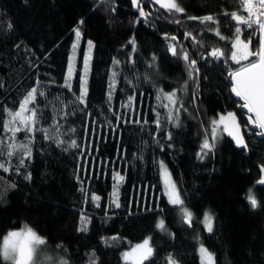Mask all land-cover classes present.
I'll list each match as a JSON object with an SVG mask.
<instances>
[{
  "label": "trees",
  "instance_id": "1",
  "mask_svg": "<svg viewBox=\"0 0 264 264\" xmlns=\"http://www.w3.org/2000/svg\"><path fill=\"white\" fill-rule=\"evenodd\" d=\"M179 3L184 13L175 17L158 4L144 3L145 11L152 13L145 23L130 0H0V136L4 135V108H15L37 79L44 83L49 97L73 98L62 85L74 28H80L85 42L91 40L95 45L87 108L79 106L82 111L75 110L74 115L60 120L61 131L68 130L62 137L64 145L57 147L37 133L26 168L19 175L15 170H0V238L29 226L46 241L38 250L37 263L66 260L67 264H89L95 253L96 264H123L122 254L150 237L153 254L143 264H166L169 256L178 264H201V244L214 254L215 264H264V189L257 186L258 166H264V139L245 131L248 147L244 149L225 133L213 152L203 160L197 158L206 135L211 142V119L235 112L243 131L247 116L230 93L223 63L201 59L213 46L226 50V42L199 21L187 18L213 15L219 20L221 34L231 37L234 22L223 13L240 10L234 0ZM174 18L182 23H173ZM185 32L202 43L185 40ZM243 35L247 37L249 32ZM171 36L197 60L198 89L188 79L183 61L171 55L168 45L177 43ZM133 38L135 52L129 43ZM114 59L121 63L109 107ZM185 84L187 91L178 95L187 111L181 110L180 126L175 127L164 119L167 113L158 106L157 90L169 92ZM78 90L77 81L73 92ZM129 95H135L134 112L122 107ZM38 104L43 111L41 126L48 127L51 110L44 109L43 98ZM74 109L77 106L65 110ZM116 115L121 116L119 124ZM129 116L141 123H124ZM17 139L23 140L24 133H18ZM72 139L80 147L69 148ZM160 161L167 165L185 206L194 214L190 226L164 195ZM12 163H17L15 157ZM25 172L31 173L30 181L23 178ZM114 172L125 176L119 208L110 199L117 182ZM82 186L87 190V202ZM249 189L259 203L255 209L246 199ZM92 195L101 197L100 207L95 206ZM206 211L214 217L211 233L203 223ZM81 213L90 219L83 232L78 230ZM160 219L165 221L166 232L156 227Z\"/></svg>",
  "mask_w": 264,
  "mask_h": 264
},
{
  "label": "snow or ice",
  "instance_id": "2",
  "mask_svg": "<svg viewBox=\"0 0 264 264\" xmlns=\"http://www.w3.org/2000/svg\"><path fill=\"white\" fill-rule=\"evenodd\" d=\"M104 2V0H101ZM147 3L152 5L158 4L160 8L165 9L167 13L175 17L177 14H183L184 9L179 3V0H131V4L138 11V16L143 18L145 23L150 21L152 15L151 12L145 11L143 4ZM234 3L238 6L240 12L232 11L225 12L223 15L229 17L230 22L233 24V34L231 37H225L219 31V20L213 15H206L203 17L189 16L188 20L199 21L206 26L208 31H211L221 41L226 42V50L218 46L211 47L207 55L201 54V59H211L216 63H223L226 67V79L228 80V86L230 93L234 94L238 100L240 109L246 110L245 115L247 119L243 121L242 131L241 121L238 119L235 112L228 111L226 115H218L217 118L210 120L211 125V142L207 135L205 136L201 144V152L197 158L203 160L208 153L213 152L216 146V142L223 138V134H227L228 137L235 142V145L240 148L247 149L248 145L245 141V131L249 134L256 135L261 139H264V0H234ZM114 11V9H113ZM246 13L247 15L240 14ZM167 18V17H165ZM140 20H136L135 23H139ZM81 25L83 21L79 22ZM173 23L181 24L180 19H173ZM11 25L8 28L11 29ZM249 32V35L245 37L243 33ZM76 42L72 44L73 53H75L78 43L82 38V33L79 27L73 29ZM189 38L196 44L202 42L197 40L196 36H193L191 32H185L184 39ZM165 39H169L165 36ZM172 41H177L176 36H171ZM253 40H256V44L253 45ZM132 45V51H136V44L134 38L129 41ZM179 42L171 43L168 45V49L173 57H178L183 61L185 70L189 80H193L195 87L199 88L198 74L199 69L196 67L197 60L191 58L188 51L184 49L182 44H179V54L177 51ZM94 43L87 41V47L89 55H86L82 61V74L79 81V90L73 92V77L74 67L70 60L67 66V73L64 79L62 87L72 94V99L64 101L60 94L49 97L46 93L44 83L37 79L35 86L26 90L24 95L16 103L15 108H4L6 119L3 121L2 129L3 136H0V170L5 173H10L15 170L16 174H20L21 168H26L25 161L32 156V145L37 133L42 135V138L55 143L57 147L64 145L65 141L62 137L65 135L67 129L62 132L61 129L64 125L61 124V119H66L70 115L75 114V110L82 111L79 106L87 108V96H88V75L90 71V52L94 48ZM19 47V45H17ZM156 58L153 57V60ZM134 63V61H131ZM121 61L118 59L113 60L114 70L111 74V79L108 83L107 100L109 107L113 99V94L116 89L117 79L119 76L118 69ZM232 64L238 67L233 68ZM152 66V65H150ZM195 73V75H194ZM3 85H0L2 87ZM156 100L159 102L158 106L166 110V119L169 123L175 127L180 126L179 114L181 110L187 111L184 107V101L178 95L180 91H187V84L183 85L180 89H175L169 92H165L163 89H158ZM43 98L44 109H50L52 115H50V123L48 127L41 126L43 119V111L38 104V99ZM195 93L193 95V102L195 101ZM135 95H129L126 102L122 107L129 109L130 112H134ZM242 101V103H240ZM75 105L77 109L73 111H66L65 109ZM90 115V114H89ZM59 116L60 119L56 117ZM156 126L161 125L160 114H156ZM115 119L117 124L121 122V116L116 115ZM124 123L135 122L141 123L140 120L133 121L131 116L123 121ZM147 123V121H143ZM250 126V127H249ZM71 132H75V129H70ZM23 132L24 139L18 140L17 134ZM168 139H171V134H168ZM69 148H78L75 139H72L68 144ZM67 150V149H65ZM13 157L16 158L17 163L13 164ZM260 171L264 173V166H261ZM159 173L162 175L165 193L167 195L168 202L171 205L178 207V212L183 219V222L191 225L194 214L185 206L180 192L177 189L176 183L171 177L167 166L163 161L159 162ZM25 180H31V173L25 172ZM0 179H3L0 177ZM113 179L117 181L112 185L111 203L116 208L121 207L119 202V189L121 182L125 180V176L118 172L113 173ZM83 182H81L82 184ZM260 184H264V178L258 181ZM10 187H15V183H11ZM80 191L85 195V201L87 202V190L82 186ZM2 194V193H0ZM101 197L99 195H92L91 200L95 202L96 207H100L99 201ZM246 199L248 200L252 208H257L259 203L255 198L251 189H249ZM162 211V210H161ZM214 217L211 212L206 211L203 216V223L206 230L211 233L213 231ZM90 223V219L81 213L79 231H86L87 225ZM157 229L161 231H167L165 227V221L160 219L156 224ZM112 239H117L113 237ZM151 238H146L141 243H137L130 247L129 251L122 254V258L131 264H143V261L148 259L153 254V247L151 246ZM46 241L41 238L33 229L25 225L20 231H10L7 235L0 238V264H37V253L41 246L45 245ZM105 243H108L107 238ZM199 254L201 257V264H215L214 254L208 251L202 244L199 247ZM50 259V258H48ZM168 264H178V261L174 257L169 256L167 258ZM60 264H67L66 260H61ZM89 264H96L95 253L89 260Z\"/></svg>",
  "mask_w": 264,
  "mask_h": 264
},
{
  "label": "rangeland",
  "instance_id": "3",
  "mask_svg": "<svg viewBox=\"0 0 264 264\" xmlns=\"http://www.w3.org/2000/svg\"><path fill=\"white\" fill-rule=\"evenodd\" d=\"M76 42V38H75V34H74V39H73V43ZM72 43V44H73ZM93 50L94 48L91 50L90 52V71H91V64H92V59H93ZM86 55H89V51H88V47H87V42H85L83 36L81 38V40L79 41L78 43V46H77V49L75 51V53H73V50H72V47H71V50H70V54H69V61L71 60L72 61V64H73V67H74V77H73V86L75 84V82H79L80 81V77H81V74H82V61L84 59V57ZM68 61V63H69ZM90 71H89V75H90ZM89 75H88V81H89ZM164 163V162H163ZM165 164V163H164ZM166 165V164H165ZM167 166V165H166ZM168 168V167H167ZM169 170V169H168ZM170 172V171H169ZM172 177V176H171ZM161 178H162V175H161ZM173 179V178H172ZM174 181V180H173ZM162 184H163V178H162ZM163 192H164V195L167 197L166 193H165V188H164V184H163ZM172 206H175V207H179V206H176V205H172ZM205 226V225H204ZM213 226H214V222H213ZM206 228V227H205ZM20 231V230H19ZM207 231V230H206ZM151 243V241H150ZM152 246V245H151ZM200 255V254H199ZM152 256V255H151ZM151 256L149 258H151ZM148 258V259H149ZM201 258V257H200ZM146 259V260H148ZM215 259V257H214ZM144 260L143 263L146 261ZM42 262V263H41ZM41 262H38L37 264H45V262H47V260H43ZM122 262L123 264H131L130 261L126 262L123 258H122ZM168 264V260H167V263Z\"/></svg>",
  "mask_w": 264,
  "mask_h": 264
},
{
  "label": "water",
  "instance_id": "4",
  "mask_svg": "<svg viewBox=\"0 0 264 264\" xmlns=\"http://www.w3.org/2000/svg\"><path fill=\"white\" fill-rule=\"evenodd\" d=\"M130 2H131V0H130ZM133 8H134V7H133ZM134 10L137 11L136 8H134ZM245 111H246V110H245ZM260 168H261V166H258V169H259V172H260V178H259V180L262 179V178H264V173H262V172L260 171ZM259 180H258V181H259ZM257 186H258L259 188H261V189H264V184H260V183L257 182Z\"/></svg>",
  "mask_w": 264,
  "mask_h": 264
}]
</instances>
